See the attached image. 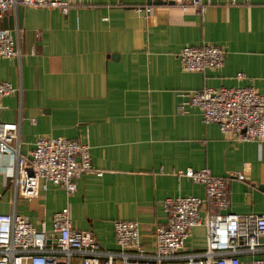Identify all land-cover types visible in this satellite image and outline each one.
<instances>
[{"label": "crops", "instance_id": "1", "mask_svg": "<svg viewBox=\"0 0 264 264\" xmlns=\"http://www.w3.org/2000/svg\"><path fill=\"white\" fill-rule=\"evenodd\" d=\"M60 1L69 3L66 14L30 6L0 11V28L20 50V57L0 58V81L19 89L0 99V119L20 123L24 155L41 137L76 140L90 147L102 174H82L71 194L48 183L27 199L14 193V158L0 154V213L49 229L53 213L68 206L73 227L92 231L104 251L117 250L116 220L135 221L152 253L154 228L167 219L164 201L204 196L203 185L176 173L206 167L228 178L224 212L264 215V140L236 141L204 124L197 108L178 110L190 91L203 88L264 93V0H202L200 14L173 2ZM146 5L147 13L135 11ZM202 45L224 49L221 67L185 71L180 50ZM190 232L184 253L205 250V227ZM239 257L264 261V252ZM71 264H81L80 256Z\"/></svg>", "mask_w": 264, "mask_h": 264}, {"label": "built area", "instance_id": "2", "mask_svg": "<svg viewBox=\"0 0 264 264\" xmlns=\"http://www.w3.org/2000/svg\"><path fill=\"white\" fill-rule=\"evenodd\" d=\"M150 3H178L204 11L202 0H146ZM18 6L59 8L63 14L69 3L60 0H0V11ZM150 6H137L147 13ZM15 39L0 28V58L20 57ZM185 71H204L221 67L225 51L214 45L184 46L178 54ZM242 77V74L238 75ZM7 81H0V99L18 92ZM195 107L204 124L215 123L223 134L236 141L264 140V93L252 87L203 88L190 91L178 110ZM1 109V105H0ZM90 147L63 137H41L28 155L21 152L20 123L0 119V154L14 160L12 185L16 195L36 198L49 184L61 186L69 194L84 173L101 175L91 164ZM178 176L203 185L204 196H180L164 201L167 219L154 228L155 249L147 253L140 243L139 225L131 220L113 223L117 250L104 251L90 230L73 227L68 206L53 213L49 229L35 228L29 218L0 213V264H71L74 255L81 264H264L258 258L240 259L244 252H264V215L224 212L228 207L227 177L215 176L208 168L178 171ZM242 180L243 175L237 174ZM204 212V215L201 212ZM203 225L206 247L199 253H184L190 231Z\"/></svg>", "mask_w": 264, "mask_h": 264}, {"label": "water", "instance_id": "3", "mask_svg": "<svg viewBox=\"0 0 264 264\" xmlns=\"http://www.w3.org/2000/svg\"><path fill=\"white\" fill-rule=\"evenodd\" d=\"M155 3H160V2H155Z\"/></svg>", "mask_w": 264, "mask_h": 264}]
</instances>
